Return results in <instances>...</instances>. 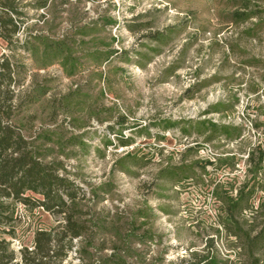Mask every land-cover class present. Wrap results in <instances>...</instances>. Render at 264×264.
I'll use <instances>...</instances> for the list:
<instances>
[{
    "label": "rangeland",
    "instance_id": "obj_1",
    "mask_svg": "<svg viewBox=\"0 0 264 264\" xmlns=\"http://www.w3.org/2000/svg\"><path fill=\"white\" fill-rule=\"evenodd\" d=\"M115 6L109 8L108 14L115 19L118 16L123 24L117 47L118 51H128L130 63L118 58L100 68L107 82L96 86L94 93L103 89L105 106L114 107L125 117L128 129L123 136L132 143L119 146L116 136L108 130L112 125L117 129L116 118L104 124L92 120L87 129L97 131V135L88 143L99 149L100 155L91 154L80 165L69 160L67 164L79 172V177L71 179L89 198V185L112 178L114 196L98 204L97 210L114 211L118 207L126 211L142 202L153 208L157 214L154 229L160 234L161 243L152 244L155 253L151 256L164 252L163 264H188L182 261L193 253L205 254L206 250L228 264H264V248L252 262L241 243L220 225V204L212 194L218 185L234 196L235 190L251 177L247 172V153L258 145L264 147V0H117ZM79 7L85 12L86 21L95 19L106 8L103 2H84ZM52 13L51 9L30 10L29 24H35L42 14L51 22ZM69 17L68 12L61 14L62 20L56 24L62 23L54 34L65 31ZM156 33L166 36L164 43L151 40ZM10 54L0 41V58ZM15 56L31 67L32 61L21 49L15 51ZM37 73L56 78L54 93H66L81 79H66L58 65ZM29 82L27 76L26 84ZM235 99L238 102L230 111L204 113L219 103L231 105ZM189 120H211L241 128L243 134L233 142L220 138L204 143L202 138L186 137L180 127L162 129L165 122ZM107 139L112 145L105 146ZM197 144L209 153L199 149L195 157L189 154V160L215 162L218 157L233 156L234 166L206 167L203 183L197 185L190 181L173 185L154 179L158 170L167 164L176 165L186 148H197ZM126 153L141 156L144 166L131 176L116 171L111 174L114 161ZM252 184L256 191L252 209L245 211L242 219L245 229L258 230L260 218H254L259 204L264 202V169L255 181L250 180L249 185ZM59 220L39 209L30 211L17 206L16 237L8 239L16 264H21L20 250L32 247L34 232L55 227ZM63 264L80 262L72 251Z\"/></svg>",
    "mask_w": 264,
    "mask_h": 264
},
{
    "label": "trees",
    "instance_id": "obj_2",
    "mask_svg": "<svg viewBox=\"0 0 264 264\" xmlns=\"http://www.w3.org/2000/svg\"><path fill=\"white\" fill-rule=\"evenodd\" d=\"M84 2L101 4L102 0H0V41L11 53L0 58V264L17 263L10 240L16 237L18 205L60 218L55 227L34 232L32 247H24L19 252L21 264H63L72 251L80 264L164 263V252L151 256L155 253L152 244L161 243V236L154 229L157 214L153 208L142 202L126 211L118 207L114 211L97 210L98 204L114 196L116 187L112 178L96 186L89 185V198L75 179H71L79 177V172L67 164L69 160L80 165L91 154L100 155L99 149L88 143L97 135V131L87 129L92 120L104 124L116 118L117 129L112 125L108 130L116 136L119 146L132 143L123 136V131L128 129L125 117L114 107L105 106L103 89L94 93L96 86L107 82L100 68L118 58L130 63L128 51L114 48L117 40L111 35V29L117 21L108 12L116 6L105 0L106 8L95 19L86 21L85 12L79 7ZM50 9L51 22L42 14L35 24H29L28 11ZM65 12L70 14L68 26L56 35L53 31L62 23L56 24V21L62 20L61 14ZM19 35L23 36L22 40ZM165 39L162 33L151 38L160 43ZM18 49L29 56L31 67L16 58ZM54 65L59 66L66 79L81 78L66 93H54L52 85L56 78L37 73ZM90 66L92 70L85 72ZM237 102L235 99L231 105L219 103L204 113H225ZM165 123L163 130L180 127L186 137L196 136L204 143L220 138L233 142L243 134L241 128L211 120ZM110 145L112 142L107 139L105 146ZM195 146L186 148L176 165L167 164L158 170L154 179L173 185L187 181L197 185L203 183L206 167L234 166L233 156L218 157L215 162L189 160L190 155L195 157L202 149L199 144ZM246 164L251 177L235 190L234 196L218 185L212 194L220 204V225L241 243L248 258L255 263L254 256L264 248V202L255 211L254 220L260 218L258 230L245 229L242 214L252 209L256 191L249 182L255 181L264 169V147L250 149ZM143 166L141 156L126 153L114 161L110 173L131 176ZM158 187L162 190V186ZM160 211L164 210L160 208ZM182 262L228 264L209 250L201 255L193 253Z\"/></svg>",
    "mask_w": 264,
    "mask_h": 264
},
{
    "label": "built area",
    "instance_id": "obj_3",
    "mask_svg": "<svg viewBox=\"0 0 264 264\" xmlns=\"http://www.w3.org/2000/svg\"><path fill=\"white\" fill-rule=\"evenodd\" d=\"M109 1H111L112 3H114V4L117 5V0H109ZM102 2H105V0H102ZM116 21H117V25H116L114 28H112V34H113V37L117 40V41H116V44H115L116 49L119 50V48L117 47V43H118V40H119L118 35H120V26L123 25V24H122V22L119 20L118 16H117ZM116 34H117V35H116ZM200 152H201V153H205V152H206V153H209V151H208L207 148H205V147L202 148Z\"/></svg>",
    "mask_w": 264,
    "mask_h": 264
}]
</instances>
